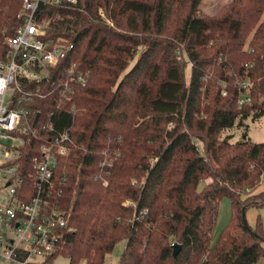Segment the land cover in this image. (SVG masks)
<instances>
[{
	"label": "trees",
	"instance_id": "trees-1",
	"mask_svg": "<svg viewBox=\"0 0 264 264\" xmlns=\"http://www.w3.org/2000/svg\"><path fill=\"white\" fill-rule=\"evenodd\" d=\"M23 2L0 0V57ZM201 2L41 7L47 37L72 45L66 65L88 74L62 109L53 99L34 105L74 140L60 163L61 204L75 230L57 256L68 264H104L123 241L119 264H264V227L245 216L264 206V191H248L264 175V142L247 136L248 120L264 118V0H230L212 15ZM243 76L253 87L240 105ZM235 126L245 136L233 141L225 133ZM227 196L230 221L212 246Z\"/></svg>",
	"mask_w": 264,
	"mask_h": 264
},
{
	"label": "built area",
	"instance_id": "built-area-1",
	"mask_svg": "<svg viewBox=\"0 0 264 264\" xmlns=\"http://www.w3.org/2000/svg\"><path fill=\"white\" fill-rule=\"evenodd\" d=\"M23 1L20 23L0 57V264H54L64 234L75 230L62 208L67 180L60 173L74 140L70 131L56 129L52 111L34 105L53 99L62 109L88 74L75 62L66 65L72 45L49 39L38 18L43 4L71 7L79 0ZM222 85L227 94V81ZM237 85L244 105L252 80L243 76Z\"/></svg>",
	"mask_w": 264,
	"mask_h": 264
},
{
	"label": "rangeland",
	"instance_id": "rangeland-1",
	"mask_svg": "<svg viewBox=\"0 0 264 264\" xmlns=\"http://www.w3.org/2000/svg\"><path fill=\"white\" fill-rule=\"evenodd\" d=\"M230 0H202L201 4H200V11H202V13L204 14H215L217 13L221 8L222 5H224L225 3H227ZM77 18H70V24L71 25H75L78 22ZM133 65V63L130 65L129 68H131V66ZM128 68V69H129ZM187 71V75L190 76L191 75V66L188 65L186 68ZM189 79V78H187ZM248 131H247V136L251 139L252 142H264V118L258 119V120H254L252 121L251 119L248 120ZM244 129L243 128H238L237 126L233 127L231 130H227L225 134H233V141H236L238 139H240V137H244L245 135L243 134ZM264 180V175H262L260 182H258L256 185H254L251 189L248 188L249 192H253L256 190V188L260 185V183H262V181ZM207 181V180H205ZM220 210H219V214L217 217V223L213 229V238H212V242L211 245H216L217 242L219 241L220 237H221V232L222 230L227 226V223L230 221V216H231V210H232V205H231V200L230 198L227 196L225 198H223L221 200L220 203ZM246 219L248 221V223L253 226V227H257L259 221H261L262 226L264 227V206H250L248 207V209L246 210ZM124 241L123 242H119L116 247L114 248V250L112 252H110L105 260L104 264H119L120 258L122 256V252H123V248H124ZM69 263V258L66 255H63V253H61V255L57 256L54 260V264H68ZM80 264H84V262H81ZM254 264H262V260H260L257 263Z\"/></svg>",
	"mask_w": 264,
	"mask_h": 264
},
{
	"label": "crops",
	"instance_id": "crops-1",
	"mask_svg": "<svg viewBox=\"0 0 264 264\" xmlns=\"http://www.w3.org/2000/svg\"><path fill=\"white\" fill-rule=\"evenodd\" d=\"M207 183V181H204L202 184L205 185ZM264 191V180L262 181V183H260V185L256 188V190L253 192L255 194H257V192H261Z\"/></svg>",
	"mask_w": 264,
	"mask_h": 264
},
{
	"label": "water",
	"instance_id": "water-1",
	"mask_svg": "<svg viewBox=\"0 0 264 264\" xmlns=\"http://www.w3.org/2000/svg\"><path fill=\"white\" fill-rule=\"evenodd\" d=\"M181 249V245L180 244H174V255L176 256L180 251Z\"/></svg>",
	"mask_w": 264,
	"mask_h": 264
}]
</instances>
